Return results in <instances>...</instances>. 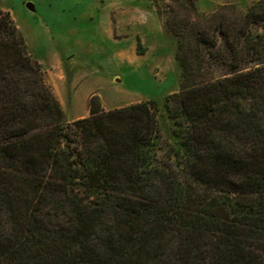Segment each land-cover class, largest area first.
<instances>
[{
	"label": "trees",
	"instance_id": "obj_1",
	"mask_svg": "<svg viewBox=\"0 0 264 264\" xmlns=\"http://www.w3.org/2000/svg\"><path fill=\"white\" fill-rule=\"evenodd\" d=\"M196 27L170 26L181 80L159 155L153 99L92 96L65 123L0 8V264H264V0L218 25L222 50ZM206 56L230 71L200 77Z\"/></svg>",
	"mask_w": 264,
	"mask_h": 264
},
{
	"label": "rangeland",
	"instance_id": "obj_2",
	"mask_svg": "<svg viewBox=\"0 0 264 264\" xmlns=\"http://www.w3.org/2000/svg\"><path fill=\"white\" fill-rule=\"evenodd\" d=\"M257 1L0 0V8L9 13L41 64L65 123L88 116L92 96L104 110L153 99L161 155L175 141L165 98L179 91L181 80L177 36L170 26L182 27L187 36L197 26L208 42L216 43L210 49L216 52L223 43L218 25L237 23ZM229 71L230 66L206 56L199 73L217 78Z\"/></svg>",
	"mask_w": 264,
	"mask_h": 264
},
{
	"label": "water",
	"instance_id": "obj_3",
	"mask_svg": "<svg viewBox=\"0 0 264 264\" xmlns=\"http://www.w3.org/2000/svg\"><path fill=\"white\" fill-rule=\"evenodd\" d=\"M27 7L30 8V9H33L32 5H30L29 3L27 4Z\"/></svg>",
	"mask_w": 264,
	"mask_h": 264
}]
</instances>
